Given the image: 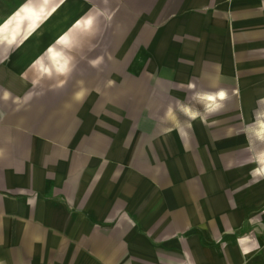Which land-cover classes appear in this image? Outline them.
<instances>
[{
	"label": "crops",
	"instance_id": "obj_1",
	"mask_svg": "<svg viewBox=\"0 0 264 264\" xmlns=\"http://www.w3.org/2000/svg\"><path fill=\"white\" fill-rule=\"evenodd\" d=\"M0 1L40 74L61 0ZM69 1L127 35L117 81L30 93L0 61V264H264V0Z\"/></svg>",
	"mask_w": 264,
	"mask_h": 264
},
{
	"label": "rangeland",
	"instance_id": "obj_2",
	"mask_svg": "<svg viewBox=\"0 0 264 264\" xmlns=\"http://www.w3.org/2000/svg\"><path fill=\"white\" fill-rule=\"evenodd\" d=\"M72 2L73 1L69 0H61L58 1L57 7L62 9V5L65 6V4H67V7L70 9L77 8L76 3H73L75 5L69 7L72 5ZM2 4L3 3L0 1V6H2ZM96 4V1H94V3H90L92 6H89L90 10H88V15L95 13L94 11L96 10V7H94V5ZM3 8L6 9V7ZM62 13L63 11H61V14ZM76 13L77 11L74 13V15ZM85 14L86 13L84 12L83 15H80V17H69L68 21L66 22L60 21V17L56 18L57 27L59 26V29L62 28L65 31V38L62 42L56 41V39H53L51 35L48 37L47 34H43L47 24L46 22L41 23V30L43 34L41 36V41H47V45H45V49L41 51L40 56L42 59L38 54V50L35 53V59L36 62L40 61V63L45 65L47 69L42 70L41 67H39L41 69L40 74L37 73L38 68L32 65L26 66L23 69L20 68L18 72H15L17 69H14L11 66V63L17 56L15 50L16 48L15 46H6L1 44V41L0 61L4 64V67L10 68L12 71L14 70V73H18L19 76L21 75L25 84L23 88L29 90L30 93H33V91L46 90H66L79 92L81 94H83L85 91L92 92L100 90L104 93H108L114 89V86L112 85V79L117 81V78L114 76V74H116L118 70L116 71V67L112 65V60L116 55L115 47L127 35L115 32L119 31V27L114 25L116 19L107 17L100 18L95 16L90 18L91 25H89V21L85 19L87 14ZM74 19H77L78 21L71 23ZM72 26L77 27L72 29ZM76 29L78 30L71 35L72 31ZM66 44H68V46H65ZM48 46L57 49L65 63L67 59V63L65 64L66 67L63 72L58 71L53 65L47 66V64L50 63L47 53ZM22 56L23 54H21L20 57L15 61V64L22 63V65H26L27 63H36L35 59L31 60L30 58L32 56L31 52L28 54L25 53L24 58ZM119 68V72H121L123 68L122 64L119 65ZM47 99L53 100V98Z\"/></svg>",
	"mask_w": 264,
	"mask_h": 264
},
{
	"label": "bare ground",
	"instance_id": "obj_3",
	"mask_svg": "<svg viewBox=\"0 0 264 264\" xmlns=\"http://www.w3.org/2000/svg\"><path fill=\"white\" fill-rule=\"evenodd\" d=\"M8 9H9L8 15L5 14L0 15V33L4 32L9 27L17 26V22H19L20 19L19 13L21 10H24L25 7L22 6L21 3L15 1V3H9ZM27 9L28 8H26L25 10ZM60 11H61L60 8H56L52 12L54 13V15L59 17ZM68 16H69L68 13H66L61 18L63 20H66L68 19ZM52 22H53V18L51 19V23ZM73 22H77V21H73ZM55 36L57 37V39H60L62 37V33H57ZM31 37H35V33L31 34ZM21 49L22 48H20L19 51H21Z\"/></svg>",
	"mask_w": 264,
	"mask_h": 264
}]
</instances>
